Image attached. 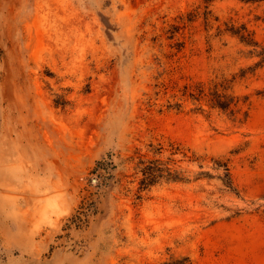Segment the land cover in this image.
I'll list each match as a JSON object with an SVG mask.
<instances>
[{
	"label": "rangeland",
	"instance_id": "obj_1",
	"mask_svg": "<svg viewBox=\"0 0 264 264\" xmlns=\"http://www.w3.org/2000/svg\"><path fill=\"white\" fill-rule=\"evenodd\" d=\"M0 264H264V0H0Z\"/></svg>",
	"mask_w": 264,
	"mask_h": 264
},
{
	"label": "trees",
	"instance_id": "obj_2",
	"mask_svg": "<svg viewBox=\"0 0 264 264\" xmlns=\"http://www.w3.org/2000/svg\"><path fill=\"white\" fill-rule=\"evenodd\" d=\"M229 30L231 31L232 34H235V35L239 36V38L242 41H244L245 43L252 44V45H256L255 41H253L252 33L249 32L245 28V26L241 25V26L235 27V28L234 27H231ZM215 104L217 106L221 107V108H225V107L228 106V105H226L227 103H225L224 101H222L219 97H218V99H216ZM95 169H97V168H95ZM149 174H152V173H149Z\"/></svg>",
	"mask_w": 264,
	"mask_h": 264
}]
</instances>
